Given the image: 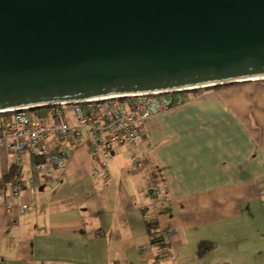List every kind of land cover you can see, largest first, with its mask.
Here are the masks:
<instances>
[{"label": "crops", "instance_id": "0c3cea01", "mask_svg": "<svg viewBox=\"0 0 264 264\" xmlns=\"http://www.w3.org/2000/svg\"><path fill=\"white\" fill-rule=\"evenodd\" d=\"M183 100L116 148L96 183L89 143L49 184L24 154L25 187L37 188L21 193L25 213L0 207V264H264V80ZM9 160L0 151V178ZM145 219L165 232L168 259H155Z\"/></svg>", "mask_w": 264, "mask_h": 264}, {"label": "water", "instance_id": "95a60500", "mask_svg": "<svg viewBox=\"0 0 264 264\" xmlns=\"http://www.w3.org/2000/svg\"><path fill=\"white\" fill-rule=\"evenodd\" d=\"M264 80V0H0V113Z\"/></svg>", "mask_w": 264, "mask_h": 264}, {"label": "built area", "instance_id": "2783aa9c", "mask_svg": "<svg viewBox=\"0 0 264 264\" xmlns=\"http://www.w3.org/2000/svg\"><path fill=\"white\" fill-rule=\"evenodd\" d=\"M185 102L182 93L177 92L114 96L42 109L1 112L0 151L10 159L12 176L0 178V207L7 211L16 208L19 214L29 210L28 205L18 202L23 190L37 188L32 178L25 187L24 154L33 159L35 172L43 180L41 184H49L55 171L64 170L69 154L89 143L90 153L100 158L99 167L92 171L96 183L101 174L107 172L116 148L139 144L149 118L171 112ZM132 167L137 168L136 162ZM154 191L149 187L144 192L153 197L158 193ZM161 201L170 200L161 197Z\"/></svg>", "mask_w": 264, "mask_h": 264}, {"label": "trees", "instance_id": "16d2710c", "mask_svg": "<svg viewBox=\"0 0 264 264\" xmlns=\"http://www.w3.org/2000/svg\"><path fill=\"white\" fill-rule=\"evenodd\" d=\"M9 176H12L11 172L9 173ZM145 227L149 237L150 245L155 250V259L157 262L168 259L171 256V250L169 248V244L166 241L165 232L158 228L157 223L153 219H145Z\"/></svg>", "mask_w": 264, "mask_h": 264}, {"label": "rangeland", "instance_id": "374dc122", "mask_svg": "<svg viewBox=\"0 0 264 264\" xmlns=\"http://www.w3.org/2000/svg\"><path fill=\"white\" fill-rule=\"evenodd\" d=\"M240 84H247V82H244V83H236V84H231V85H226V86H219L218 88H220V87H229V86L240 85ZM212 88H214V87H212ZM214 89H217V87H215ZM200 90H207V89H205V88L196 89V90H193V92H197V91H200ZM186 92L189 93L191 91H184V93H186ZM178 93H182V95H183V92H178Z\"/></svg>", "mask_w": 264, "mask_h": 264}]
</instances>
